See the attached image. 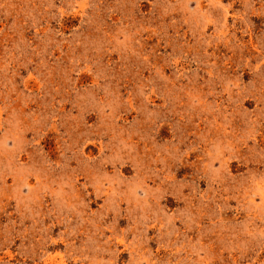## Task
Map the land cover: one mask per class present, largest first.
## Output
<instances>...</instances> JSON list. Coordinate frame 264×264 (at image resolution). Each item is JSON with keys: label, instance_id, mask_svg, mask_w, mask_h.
<instances>
[{"label": "rangeland", "instance_id": "rangeland-1", "mask_svg": "<svg viewBox=\"0 0 264 264\" xmlns=\"http://www.w3.org/2000/svg\"><path fill=\"white\" fill-rule=\"evenodd\" d=\"M0 264H264V0H0Z\"/></svg>", "mask_w": 264, "mask_h": 264}]
</instances>
